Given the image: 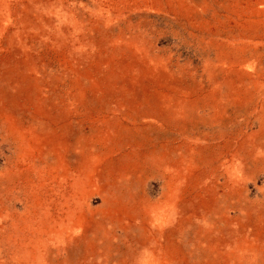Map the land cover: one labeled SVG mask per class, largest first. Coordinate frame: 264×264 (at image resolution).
Here are the masks:
<instances>
[{
  "label": "rangeland",
  "instance_id": "374dc122",
  "mask_svg": "<svg viewBox=\"0 0 264 264\" xmlns=\"http://www.w3.org/2000/svg\"><path fill=\"white\" fill-rule=\"evenodd\" d=\"M0 264H264V0H0Z\"/></svg>",
  "mask_w": 264,
  "mask_h": 264
}]
</instances>
